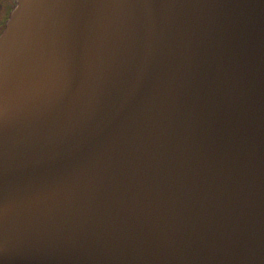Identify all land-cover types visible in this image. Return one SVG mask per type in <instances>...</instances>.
Masks as SVG:
<instances>
[{
  "label": "water",
  "instance_id": "obj_1",
  "mask_svg": "<svg viewBox=\"0 0 264 264\" xmlns=\"http://www.w3.org/2000/svg\"><path fill=\"white\" fill-rule=\"evenodd\" d=\"M15 0L0 264H264V0Z\"/></svg>",
  "mask_w": 264,
  "mask_h": 264
},
{
  "label": "snow or ice",
  "instance_id": "obj_2",
  "mask_svg": "<svg viewBox=\"0 0 264 264\" xmlns=\"http://www.w3.org/2000/svg\"><path fill=\"white\" fill-rule=\"evenodd\" d=\"M6 0H0V4L5 3ZM122 6L129 7L134 6L127 2V0H117L115 3H97L93 5H85L90 7H106V6ZM8 22H11V16H9ZM3 10L0 8V26H3ZM11 111L10 103V79L7 70V55L6 46L0 44V146H2L4 139L6 138L9 124V117ZM10 202L6 193L0 190V223H2L9 212ZM6 248L5 244H0V249Z\"/></svg>",
  "mask_w": 264,
  "mask_h": 264
},
{
  "label": "flooded vegetation",
  "instance_id": "obj_3",
  "mask_svg": "<svg viewBox=\"0 0 264 264\" xmlns=\"http://www.w3.org/2000/svg\"><path fill=\"white\" fill-rule=\"evenodd\" d=\"M14 5H15V0H6L5 3L0 4V8H2L3 10V18H4V24L3 26H0V33L3 30L5 23L9 17L10 11L12 10Z\"/></svg>",
  "mask_w": 264,
  "mask_h": 264
}]
</instances>
